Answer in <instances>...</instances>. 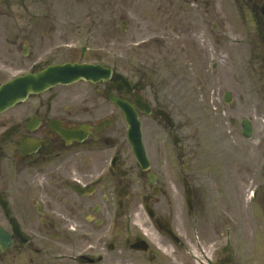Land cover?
<instances>
[{
    "label": "flooded vegetation",
    "instance_id": "flooded-vegetation-1",
    "mask_svg": "<svg viewBox=\"0 0 264 264\" xmlns=\"http://www.w3.org/2000/svg\"><path fill=\"white\" fill-rule=\"evenodd\" d=\"M203 2L206 4L203 16L212 20L216 14L212 0H186L185 7H200ZM21 3L27 15H14L12 4L2 11L9 15L5 17L7 25L2 23L0 27V73H4L0 81L9 77L10 72L37 71L54 63L76 60L67 47L69 43L62 39L60 17L30 15L27 1ZM180 13L178 8L169 10L171 18ZM262 39L264 49V36ZM118 61L121 64H112L113 71L122 69L123 53ZM79 82L71 88L56 84L29 97L13 108L8 124L0 131V199L8 201L24 232L22 237L18 236L7 218L6 222L0 221L12 241L4 249L0 245V264H138L142 252L132 249V243L145 236L137 218L141 217V207L146 211L147 204L156 206L160 202L157 197L163 182L160 165L167 166L166 181L176 186L172 189L182 192L177 205H183L187 212L177 213L173 199L167 197L168 212L159 209L154 218L147 214L151 224L155 225L159 218L175 232L180 225L185 231L191 227L199 230L198 236L203 241L206 227L208 232H217L215 242H221L222 235L223 246L233 248L237 174L234 153L230 150L224 158L228 163L209 165L212 168L209 171L207 165L201 164L198 169L208 173L205 178L190 171L189 157L172 160L166 146L160 152L156 139H150V131H143L153 152L152 170L158 175L156 183L146 182L142 194L133 192L129 175L134 166L123 157L125 131L111 130L123 112L109 94L135 103L143 95L140 80L135 79L129 92L118 90L112 78ZM108 121L112 124L108 125ZM14 126L13 131H7ZM61 128L83 131H60ZM188 141L187 136L181 137L179 148L188 145ZM260 142L257 169L244 166L240 175L248 182L245 197L249 198L250 214L256 207L255 214L260 210L264 220V167H260L263 137ZM113 150L117 153L106 173L105 166ZM207 181L216 183V191L208 190ZM188 191L191 207L186 199ZM207 208L211 209L212 218L206 217ZM113 211L117 213V227L109 237L104 228L108 227ZM3 213L0 202V215ZM216 225L222 228L217 231Z\"/></svg>",
    "mask_w": 264,
    "mask_h": 264
},
{
    "label": "rangeland",
    "instance_id": "rangeland-1",
    "mask_svg": "<svg viewBox=\"0 0 264 264\" xmlns=\"http://www.w3.org/2000/svg\"><path fill=\"white\" fill-rule=\"evenodd\" d=\"M4 1L8 0H0V27L6 21L3 17L9 15L2 12L9 8L4 7ZM11 1L10 9L14 15L28 14L20 0H9V3ZM239 1L216 0V21L220 25L215 28L213 23L207 26L201 22L198 8L193 9L191 22L186 21L180 25L183 19L180 15L177 22L172 21L167 12L171 8H178L179 4L184 7V0H28L30 15L59 16L66 22L61 24L63 39H70L77 47L86 42L91 47L90 51H95L94 47L100 51L106 40L109 51L103 56L104 59L116 62L117 51L123 47L124 70L134 76L135 69L141 67L149 73L150 86L147 87V93L172 111L179 131H186L190 142L187 150L195 162L190 170L197 171L194 172L197 176L208 174L198 169L201 164L228 163L224 159V151L229 147L227 130L236 132L233 140L238 152L247 151V154L235 157V246L221 248L224 243L222 235L221 242H215L214 234L217 232H208L205 227L202 233L204 246L196 247L194 229L189 227L185 231L181 225L178 226V232L183 243L178 245L153 227L142 210L141 217L137 219L143 229L152 235L150 240L153 250L152 254L141 253L138 264H220L224 256L237 264H264V220L260 210L255 214L256 207L251 214L246 210L248 182L240 175L243 165H250L255 171L256 162L259 161L253 154L254 150H251L253 142L241 133V119L250 118L255 131H264V74L253 73L251 67L262 63L259 46L262 42L256 31L262 27L264 30V24L261 20L255 23L254 9L251 12V7L247 5H259V0H242L243 6ZM48 4L51 6L46 8ZM158 6L161 8L158 9ZM157 10L160 14H157ZM63 26L70 28L63 29ZM216 32L220 33L218 38H215ZM239 41H243V44L239 45ZM245 41L251 42L252 50L245 45ZM79 53L77 51L76 56ZM84 57L94 59L100 56L90 52L85 53ZM248 61L250 63L247 65ZM215 62L217 66L212 68ZM259 69L264 71L262 66ZM11 73L14 72L8 75ZM227 90L232 93L231 102L225 101ZM13 111L0 116V131L8 124V117ZM231 118L234 123L230 121ZM144 126L145 131H165L160 123L147 118L144 119ZM125 129L126 125L123 124L121 131ZM202 131H207L211 139L209 148L205 150L198 140ZM216 149L219 156L215 157L212 154ZM171 153H174L173 149ZM130 156L126 150L124 158L129 159ZM171 156L176 157L173 154ZM246 157H250L248 163ZM211 169L206 167V171ZM158 170L163 182L160 185L162 191L157 196L160 199L156 204L157 211L168 212L169 197L173 199L177 213L187 212L183 205H177L182 192L172 189L175 184L167 182V166L160 165ZM130 179L132 191L142 194L143 188L147 186L143 174L134 169ZM209 181L208 190L216 191V183ZM205 215L212 218L211 209L207 208ZM221 228L222 225H216L217 231Z\"/></svg>",
    "mask_w": 264,
    "mask_h": 264
},
{
    "label": "water",
    "instance_id": "water-1",
    "mask_svg": "<svg viewBox=\"0 0 264 264\" xmlns=\"http://www.w3.org/2000/svg\"><path fill=\"white\" fill-rule=\"evenodd\" d=\"M262 11L264 12V7L262 8ZM89 70L90 69L87 65L66 64L61 66L59 69L57 67L55 70H51L50 72L46 70L38 73H28L24 76H19L13 80L3 83L0 86V112L13 105L17 101L26 98L29 93L41 91L55 81L68 82L70 80L79 78L80 76L87 77ZM50 75H55V80H53L52 77L50 78ZM125 109L127 120L130 124L129 131L131 133V139L133 140L134 144H136L134 133L135 131H140V122L133 109L126 103ZM165 117L170 120L167 115H165ZM171 124L173 123L171 122ZM243 125L245 131L252 130V125L248 120H244ZM137 147L139 148L138 156L143 162L146 163L144 165L145 167L147 166L146 158L143 156V154H141V146L137 145Z\"/></svg>",
    "mask_w": 264,
    "mask_h": 264
}]
</instances>
